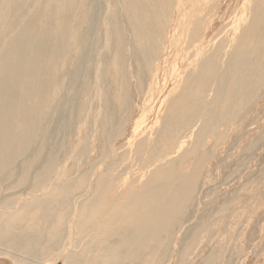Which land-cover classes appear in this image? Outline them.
Wrapping results in <instances>:
<instances>
[{
  "label": "bare ground",
  "instance_id": "6f19581e",
  "mask_svg": "<svg viewBox=\"0 0 264 264\" xmlns=\"http://www.w3.org/2000/svg\"><path fill=\"white\" fill-rule=\"evenodd\" d=\"M182 3L178 5L184 6ZM102 5L101 0H0V191L10 188H17L14 194L23 191L22 198L19 199L22 205L33 196L32 203L42 204L44 207L49 203L53 205V198L56 197L58 208L71 210V202L76 203L83 209L81 217L84 220L90 215L95 217L96 212L105 204L104 201L113 202L106 208V224L101 225L95 220L87 225L82 238H87L91 233H95V236L89 238L88 248L77 256L78 259L83 256L82 261L77 264H141L151 255L152 249L165 239L164 229L168 228L171 236L176 232L177 225L191 217L196 201L189 188L192 187L190 181L182 186L189 188L183 197L173 194L172 198H167L169 193L163 189L162 180L169 173L164 171L169 164L171 168L177 164L172 159L174 153L163 148L164 141L169 140L175 145L180 138L179 146H182L184 140L192 137L197 130V138L195 142L191 140V143H195L198 148L210 131L235 119L239 110L247 107V99L252 102L264 94V1L261 5L257 2L256 11H252L250 18V30L240 36L237 44L235 39L241 26H236L233 36L226 41L222 38L219 43L216 42L217 39L211 43L210 35L222 23L219 15H210L215 18L216 23L213 27L206 28V35L196 39L199 31L194 29L189 32L188 27L191 24L190 17L194 16L193 12H181L182 8L178 6L172 29L162 47L159 37L155 36L161 32L159 21L163 23L166 19L161 0H116L119 8V44L112 42L108 53L105 52L108 35H97L101 12L105 7ZM241 13L242 17L246 11ZM231 14L228 13L224 22L228 17H233ZM248 20L247 14L242 21L246 23ZM187 34L191 36L188 37ZM186 41L197 48L194 61L199 65H195L198 69L190 83L186 79L180 101L178 99L175 104H171L170 95L175 94L176 88L184 84L186 71L179 70V52L185 48ZM105 63L109 64L108 68L104 66ZM190 64L193 63L189 62L188 67ZM129 70L137 83L135 89L140 94L142 89L149 90L145 99H142L141 108H138L141 103H136L138 106L133 109V113L130 110L135 102L130 100L133 104L130 103L131 106L127 101L129 90L126 74ZM172 75L177 78L174 87L170 85L169 77ZM162 80L165 83L159 87ZM145 84L147 88H144ZM118 92L121 101L117 102ZM83 97H89V106L98 108L95 110L96 115L102 117L100 128L103 131L97 136V146L108 151L112 148V143L116 142L115 138H120L126 131V141H131V147L138 139L131 153H134V159L140 161L143 152L148 151L147 159L140 161L142 171L151 168L158 175L156 179L148 180L146 186H141L138 193L134 191L129 195L130 199L124 204L125 201L121 203L118 199L122 196L120 191H124L123 196L127 198L129 193L126 192L127 185L120 190L118 169L121 164L118 161L110 162L111 159L104 172L100 169L101 175L94 179L96 184L89 187L87 193H78L76 188L70 191L72 186L86 182L83 177L64 183V190L59 188L50 191L51 180L60 172L53 175L51 171L55 170L59 152L75 127L73 118L77 115L78 106L83 102L80 99ZM127 113H132V122H135L133 125L132 122L126 124L124 116ZM94 127L98 125L94 123ZM261 138L262 136L254 137L250 147L258 145ZM117 141L119 144V139ZM112 153L108 154V158H112ZM134 159L131 158V162ZM128 165L125 162L124 166ZM121 172L120 174L125 173ZM149 186L158 188L154 197ZM40 193L43 196L39 198L36 195ZM87 194L96 199L85 203L84 197ZM149 194L154 199L143 201V196L148 198ZM94 203L97 204V209ZM178 204H181V208L178 207L180 209L175 211ZM24 205L28 206V203ZM136 208H145L146 211H138ZM56 219L58 220L53 216L49 218V222L45 221L37 242L55 251L64 242L66 233L61 223L59 231L53 232V239H49L47 235L54 230L52 227L55 228L53 223ZM80 220L82 221L81 218ZM9 231L6 235L0 232V247L6 246L9 251H18L22 255H36L37 246L28 236H22L23 230L13 227ZM188 236L189 230L184 233L183 239L187 241ZM96 245L102 247H98L99 252ZM166 245L170 246L168 243ZM166 249L168 247L164 248L162 256Z\"/></svg>",
  "mask_w": 264,
  "mask_h": 264
},
{
  "label": "rangeland",
  "instance_id": "374dc122",
  "mask_svg": "<svg viewBox=\"0 0 264 264\" xmlns=\"http://www.w3.org/2000/svg\"><path fill=\"white\" fill-rule=\"evenodd\" d=\"M101 1L105 7L102 5L104 9L101 12L102 17L99 21L97 35H108L109 39L105 50V52L108 53L112 46V42H114L115 45L119 44L117 36V27L119 21L117 19V13L119 8L116 6V0ZM183 1L185 0H161L164 17H166V19L163 23L162 21H159L161 22L159 23L161 26V32L158 34L156 33L155 36L159 37L162 47H164V44L168 39L172 29V21L174 16H176L177 12L175 11L178 10V4L182 3ZM263 1L264 0H248L247 4L246 0H186L185 3L183 2L184 6H179L182 8L179 10L181 12H183V10L186 12H193L194 16H189L191 18V24L188 27H190L189 32H192L194 29L199 31V36H196V39H200V37L202 38V36L206 35V28L208 26L211 28L216 23L215 18L212 16L210 17V15H219L221 17L222 23H219V29L216 28V30H214L210 35V41L212 44L216 39L217 43L223 39L226 41L227 38L233 36L232 34L234 33L235 27L241 26L240 28L242 29L235 39V43L237 44L239 42L240 36L250 30V18L253 15L252 11H256L255 6L257 2L259 5H261ZM243 11H246V13L241 17V12ZM228 13H232L231 16L233 17H228L224 22L223 19L228 16ZM247 14L249 15V20L245 23V21L242 20ZM201 20L204 22H201ZM240 20L244 23L242 24ZM217 36L220 37L219 40ZM251 40L254 39L252 38ZM185 43V48L182 51L180 50L181 53L179 52L181 55L179 57L181 62L179 65L181 68L179 67V70L181 69V71H186L184 76V84L182 83L179 85V88H176L175 90V94L172 93L170 95L169 102L171 104H175L174 102L179 99L181 91H183V87L186 86V82L190 83V80L193 78V76H195L198 69L197 66L199 65V63L197 64V62L195 63L194 61L196 59L195 55L197 54V48H195L194 44L188 41ZM125 54L128 55V52ZM97 57L95 59L96 63L98 62ZM189 62L193 63L192 65L190 64L192 66H190L191 68L188 67ZM104 66H107L108 68L109 64L105 63ZM131 73L132 71L130 72L129 70V75L126 74L128 80L126 85L128 86L127 88L129 90V96L128 94L127 96L128 98H131L128 99L127 96L126 98L127 101L129 100V104L131 101H133V103L135 102L134 105L131 103L134 108H132L133 106L130 104L132 106L130 112L133 113V109H135L136 106L139 105L138 108H141V105L143 104L141 103L143 101L142 99H145L149 90L147 91L146 89H142L140 94V92L135 89L137 83L135 82L133 75L131 76ZM150 75L151 73H149V77ZM173 77L174 76L172 75V77L169 78L171 80L170 85L174 87L176 84H174V82L177 80V78L175 79L176 76L174 78ZM186 79L188 81H186ZM167 82H169V79H167ZM148 83L146 82V84ZM164 83V80L160 81L159 87H162ZM146 84L144 88H147ZM141 96H144V98ZM88 98L89 97H83V99H80V101L83 102H81L78 106L77 115L75 118H73L75 127L70 132L67 143L59 152L60 154L54 168L55 170L51 171L53 175L59 171L60 172L58 173V176L55 177V179L51 180L52 190L50 191L62 188L64 183L71 182L72 180L79 177H83L86 182L76 187L72 186L70 191H73L76 188L78 193H87V191H89L88 188L96 184L95 180L99 175H101L102 171L104 172L105 166L111 159L110 162L118 161L121 164V169H118V182L119 186L121 185L120 190H122L124 185H127L126 192L129 193L128 197L129 195H132L134 191H137L138 193L140 188H142L141 186L147 185L148 180L151 178L156 179L158 177L154 169L147 168L144 172L139 166L141 165L140 161L147 159L146 156L148 155L146 153L148 151L143 152V156L141 157L140 161L134 159V153H131L135 149L138 139L134 141V146L131 147L132 144L129 145L131 141H126V139H128L126 131L121 134L120 138H115L116 142L112 143V148L110 147L108 151L97 146V136H100V133L103 131L102 128H100V121L102 120V117H98L96 115L97 111L95 110L98 108L94 107L93 109L89 106ZM116 99L117 102L121 101L119 92L116 96ZM179 101L180 99L178 102ZM247 101L249 102L246 105L247 107L241 108L235 119L233 118V120L229 121L228 124H225L220 128H214L212 131H210L205 141H203V143H201L198 148H196L195 143H193L197 138V130L196 132H193L194 134L192 133L193 139H190L192 137L189 139L187 138L184 140L185 142L183 143L184 145L182 144V146H179V138V141L175 144L176 146L178 145V148H175V145L169 140L164 141L165 147L163 145V148L168 152L174 153L172 159L177 164L176 166H173V168H171V164H169L164 171V173H169L162 180L164 185L163 189H166L165 191H168L167 193H169L167 194V198H172L173 194L174 196L176 194V196L178 195L181 198L183 197L182 195L184 192L191 188V192L195 195L196 201L194 208L192 209L193 213L191 217L186 222H181L179 226L177 225L178 228L175 229L176 232H173L174 234L171 236L168 233L169 229H164L163 237L165 239L162 241V243L159 242L152 249L151 255H149L148 259L144 260L141 264H264V94L260 95L252 102L251 99H247ZM136 103L141 104L136 105ZM132 113H127L126 117L124 116L126 124L133 121ZM96 120L98 121L96 122ZM94 123H96L98 127H94ZM134 123L135 122H132V125ZM132 129H130V134L132 133ZM147 132L149 134L150 129H148ZM256 136H262L260 139L261 142H257L259 144H255L256 146L251 148L250 146H252V140ZM146 137L148 138L150 135ZM118 139L122 144H117ZM187 140L188 142L190 140V142L187 143ZM191 140L193 141L192 143ZM109 150L111 153L113 152L112 158L114 159L108 158V156L111 154L109 153ZM129 157L134 159V162H131L132 160ZM125 162L126 165L127 163L129 164L128 167L124 166ZM100 164H102V166ZM100 169H102V171ZM121 171L125 172L126 174H120L122 173ZM188 181L191 182L190 185H192V187L187 189L182 188V186H185L187 184L186 182ZM128 188L129 191H127ZM149 188L152 197H154L156 191H158V188L150 186ZM62 189L64 190V188ZM16 190L17 188H10V190L0 191V232H2L3 235H6L9 234V230L11 228L18 227V229L24 231V235L22 236H28V238L37 246V253L36 255L32 256L22 255L23 253L18 251L15 252L13 250L9 251L8 247L1 246L0 264L79 263L82 261L83 256L79 257V259L77 256L82 254L85 248H88V243H90L89 238L95 236V233H91L89 235L91 237L87 236V238H82L83 232L86 230L87 225L91 222H95V220H97V222H99L101 225L106 224V208L110 205V203H113L110 201H104L105 204H103V207L99 212H96L95 217L94 215H90L91 217H88L84 220V217H81V212L83 209L78 207L76 203L71 202V210L58 208L56 205V197L53 198V205L49 203L48 206L44 207L42 204H33V196L31 199H27L25 203H28V206H25V203L22 205V203L19 202V199L22 198L23 191L16 192L14 194ZM36 192V194H38V191ZM120 194L122 196H120L118 199L121 203L125 201L123 202L124 204L128 201V199H130V197L127 198L123 196L124 191H120ZM90 195L87 194L86 198L84 197V199H86L84 201L85 203L87 201L91 202V200L96 199ZM145 195L143 196V201L145 200V202L154 199L150 197V194L147 196L148 198H146ZM36 196L40 198V196L42 197L43 195L40 193ZM185 197L188 198L187 196ZM99 202L100 200H98V203ZM181 204L175 206V211H178V209L181 208ZM94 205V207L97 206L96 203H94ZM118 207L119 206L117 205L116 208ZM139 208H136V210L138 209V211L143 212L146 211L145 208L142 210ZM79 215L80 217H78ZM53 216L58 218V220L56 219L53 223L55 228L52 227V230H54L51 232V234L48 233L47 235L50 237L49 239H53V232L56 233L59 231L62 225L63 229L66 230L65 238L63 240L64 242H62V244L57 247L56 251L52 248H46L44 245L37 244L40 238L38 235H40L41 229L45 225V221L49 222V218ZM104 216L105 218H102ZM80 218L83 222L80 220ZM59 219H62L63 221H59ZM61 223L62 225L60 226ZM188 230L189 236L191 234V237L188 236V240L185 241L186 239H183V235ZM81 240L84 241L82 242ZM166 242L170 246L166 245ZM98 247L100 248L101 246L96 245L97 249H99ZM166 247H168V249H166L167 251L165 250V253H163L162 256L161 254L164 252V248ZM100 249H102V247ZM73 253L75 254L73 255ZM130 254L133 255L132 250H130Z\"/></svg>",
  "mask_w": 264,
  "mask_h": 264
}]
</instances>
